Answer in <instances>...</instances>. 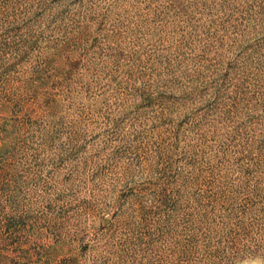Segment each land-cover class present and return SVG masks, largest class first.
<instances>
[{
	"label": "rangeland",
	"instance_id": "1",
	"mask_svg": "<svg viewBox=\"0 0 264 264\" xmlns=\"http://www.w3.org/2000/svg\"><path fill=\"white\" fill-rule=\"evenodd\" d=\"M0 264H264V0H0Z\"/></svg>",
	"mask_w": 264,
	"mask_h": 264
}]
</instances>
